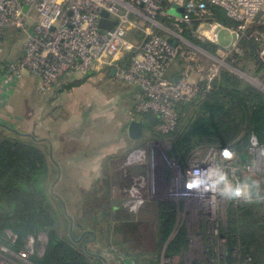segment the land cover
Wrapping results in <instances>:
<instances>
[{
	"label": "built area",
	"instance_id": "built-area-1",
	"mask_svg": "<svg viewBox=\"0 0 264 264\" xmlns=\"http://www.w3.org/2000/svg\"><path fill=\"white\" fill-rule=\"evenodd\" d=\"M212 7L225 11L237 26L220 24ZM263 8L264 0H0V31L27 32L26 20L35 22L33 32L27 34L23 56L1 67L4 75L0 92L9 90L24 72L39 80L42 91H48L65 77L90 74L97 66L115 69L120 82L140 91L133 118L148 114L160 117L157 131L170 134L179 125L180 106L187 102L193 106L210 93L226 65L219 54L243 56L242 41H255L264 66V19H259ZM179 9L183 10L181 16L174 12ZM103 13L115 22L113 30L100 29ZM186 30L201 42L216 46L217 56L187 40ZM223 30L231 35L229 48L221 46ZM129 36L134 41H129ZM178 62L183 69L170 78L168 73ZM205 151L202 155L204 151L196 150L189 167L182 171L181 192L169 196L199 203L198 213L212 218L220 189L230 187L235 202H240L248 198L247 178L256 185L264 183V145L257 137L250 138L249 163L243 168L241 156L230 149L209 147ZM165 161L174 169L178 167L168 157ZM140 186L144 189L134 187L132 196L135 190H145L146 184L141 182ZM135 199L126 201L124 208L138 213L155 204L151 197ZM9 237L16 241L11 233ZM38 241L44 244L47 240L41 236ZM219 242L223 247L226 239ZM36 252L43 255L45 249L29 237L20 253L2 247L0 264H31L30 257ZM216 254L220 257L222 251Z\"/></svg>",
	"mask_w": 264,
	"mask_h": 264
},
{
	"label": "trees",
	"instance_id": "trees-1",
	"mask_svg": "<svg viewBox=\"0 0 264 264\" xmlns=\"http://www.w3.org/2000/svg\"><path fill=\"white\" fill-rule=\"evenodd\" d=\"M210 10L220 24L237 26L222 9L212 7ZM185 35L193 45L213 55L217 54L216 46L201 42L191 30H186ZM240 46L244 55L233 56L237 62L234 67L240 61L248 60L247 65L240 69L251 73L249 70L253 65L256 70L251 74L264 84L259 45L255 41L243 40ZM82 83V80L76 81L68 88ZM179 113V125L170 134H161L149 125L151 137L141 147L151 142L169 141L171 147L167 157L176 161L184 171L198 149H230L241 156L240 167L243 168L249 163L250 138L255 136L264 145V92L231 70L221 71L204 100L195 103L187 113L184 106H180ZM130 171L131 167H128L126 172ZM140 176L143 175L127 178V188L119 189L125 192L123 194L127 198L128 190L141 188L140 180L147 183L148 178ZM56 179L55 167L49 162L43 143L0 123V251L5 247L20 253L26 248L28 238L34 237L38 247L43 246L45 252L43 255L36 252L31 256L32 264H92L79 240L82 235L89 236L96 225L90 229L83 228L81 221H75L67 215L63 200L50 190ZM244 182L249 187L250 199L230 202L226 221L217 224L219 236L205 231L208 240L205 253L216 264H264V183L262 186L256 185L251 178ZM95 194L85 198L83 213L86 217L91 215L89 212L97 214V211L92 210L96 205L91 201H106L109 198L108 193ZM123 194L121 201H126ZM61 206H65V210ZM154 207L159 211V253L165 248L168 256L178 257L180 264H185L190 237L185 226L172 237L177 226L176 205L165 201L149 208ZM120 210V215L128 213L126 209ZM106 213L103 218H107ZM71 220L74 221L73 231H70ZM9 233L16 237V241L9 237ZM41 236L47 237L46 244L38 241ZM220 238L226 239L223 247ZM220 250L222 254L217 257L216 251ZM152 264H159L158 258L152 260Z\"/></svg>",
	"mask_w": 264,
	"mask_h": 264
},
{
	"label": "crops",
	"instance_id": "crops-1",
	"mask_svg": "<svg viewBox=\"0 0 264 264\" xmlns=\"http://www.w3.org/2000/svg\"><path fill=\"white\" fill-rule=\"evenodd\" d=\"M23 54L24 48L16 50L11 59L0 60V68L19 60ZM182 69L183 64L178 62L168 75L175 78ZM111 71L97 66L91 74L67 76L49 91L50 94H42L41 84L35 77L19 80L9 90L0 92V123L43 143L57 178L76 179L73 185L81 196L86 193L83 190L109 194L106 201H91L96 205L92 210L100 214L96 217L95 212H89L91 215L87 219L91 223L94 220L96 226L89 236L82 235L79 240L92 264H152L156 258L163 264L164 256L180 260L168 256L165 248L159 253L158 208H147L131 218L126 212L118 213L125 199L119 201L122 199L119 194L111 198L114 193L111 189H126L127 180L133 175L148 178L146 167L124 166L128 154L141 148L142 141H134L129 136L132 121L146 120V117L133 118L140 91L124 85L116 74L111 76ZM80 80L83 81L81 85L68 88ZM1 83L0 75V88ZM111 87L116 90H110ZM128 167H131L129 173L126 172ZM198 208H195L196 213ZM187 210L192 212V209ZM105 211L113 218H103ZM198 214L207 217L205 213ZM77 216L80 217L79 212ZM70 224V231H73L74 221ZM207 225L205 223L199 230L205 247ZM175 231L172 237L176 236ZM45 239L48 241L46 236ZM189 253L190 264H216L207 254L204 256L203 250L198 257H194L191 250Z\"/></svg>",
	"mask_w": 264,
	"mask_h": 264
},
{
	"label": "rangeland",
	"instance_id": "rangeland-1",
	"mask_svg": "<svg viewBox=\"0 0 264 264\" xmlns=\"http://www.w3.org/2000/svg\"><path fill=\"white\" fill-rule=\"evenodd\" d=\"M259 19H264V8H263L262 13L259 16ZM26 26H27V32H24V31L22 32V31H18L14 29H5L3 31H0V60L3 61L5 58L11 59L12 58L11 55L14 56V53L16 50L18 49L22 50V48H24L27 34L33 32L34 27H35V22L31 19H27ZM185 37L187 38V40H189L187 35H185ZM128 39L129 41H134V37L132 36H129ZM220 43L223 48L225 47L229 48L231 46L232 38H231V35H229L228 31L223 30L220 32ZM128 58H129V55L126 56L125 62L128 60ZM218 58L226 63L223 69H228V70L235 72L236 74H238L239 77L243 78L247 82L251 83L253 86L257 87L259 90L264 92V89L262 87L263 83L259 80V78H256L255 76L251 74L252 72H254V69L256 70V68L253 65L250 67L251 69L249 70L251 71V73H245L240 69L247 65L248 60L245 61V59L243 58L244 61H240L239 64H237V66L234 67L237 62H233L232 59H236V58L232 56L231 57L224 56L223 54H219ZM0 75L1 77H3L4 75L3 70L0 71ZM27 77L29 80H31L30 77H33V76H31L27 72H24L21 81L26 79ZM51 90H54V88L48 91H42V90L40 91L42 92V94H48V93L50 94L49 91ZM110 90L114 91L116 90V88L111 87ZM90 101H92V99H90ZM140 117H143V116H139L137 118L139 119ZM6 135L10 136L8 133H6ZM150 137H151V130L148 129L145 133L144 138L140 140L142 141L140 143L141 146L144 145L145 141ZM170 145L171 144L169 141L151 142L145 147L137 148V149H134L132 152H130L126 158L124 166L125 165L126 166L127 165L128 166L140 165V166L147 168L149 176L147 179L145 190L144 191L135 190L134 191L135 194L134 196H132L131 193L133 189H130L128 190V198H127L126 194H123L125 193L124 191H120L119 189H111V191L114 192V193H111V198L113 199V198L118 197V194L120 196L123 194L126 196V201L128 202L133 199L136 201L135 199L136 196H137V199L151 197L152 200L155 201L154 205H156L158 202H165L166 200H169V202L178 206V210H179L177 226H176V231H175L176 234L182 228L183 225H186L188 229V234L190 237L189 252L191 250L193 256L198 257L200 252L203 250L205 254L204 256H206L204 240L200 236L201 233L199 230L201 229V227H203L205 223H207L208 224L207 226L209 228L208 231L210 233H213V236L216 237L217 234H215V231L217 230V227H218L217 224L220 222L226 221L228 205L230 204V202L235 201L231 193L232 189L230 187L226 189H220V194L218 197L219 202L216 206V209L214 210L215 216L212 218L211 217L209 218L208 216L207 218L206 215L201 216L200 214L195 212V208L197 209L198 207H200L199 203L191 202V201H177V200L171 199L169 196L171 193L178 194L181 192V178L183 177L184 173L182 172L183 169L180 167V165L176 161L169 159L170 163L172 165L175 164L176 167L177 166L179 167V169L178 167L176 169L170 167L168 163L165 161V159L167 158V152L168 150H170V147H171ZM200 150L204 151V152H201L202 155L207 153V151H205L207 150V148L200 149ZM192 159L190 161H192ZM75 180L76 179H73V178L68 180L64 177L62 178L58 177L56 179L55 184L52 186V189L50 190H52L57 196H59L63 200L64 205L66 206L67 209L65 210V206H61V208H63L66 212H68L67 215H69V217H71L75 221L76 219L78 221H81L80 223L83 226V228H88V229L94 228L95 221L92 220V223H91V221L87 219L86 216H83V210L85 207V201H86L85 198L96 196V194L93 193L92 190H88V191L83 190V191H86V193L81 196L73 185ZM147 186H149V190ZM139 189H144V187L139 188ZM249 197H250V190L248 191V198L240 202L248 201V199H250ZM115 200H118V199H115ZM81 202H84V203H81ZM77 203H80V204H77ZM123 209H126V208L123 207ZM187 209H192V212H189ZM126 210L128 211L130 215H133V217L144 211L143 209L141 212L134 213L130 211L129 209H126ZM77 212L80 213V217H76ZM99 214L100 212H98L97 215ZM106 216L109 220L113 218L112 214L110 213H106ZM188 254H187V259L185 261L186 264H190V259H189L190 255ZM179 263H180L179 259H169V258L167 259L165 256L163 258V264H179Z\"/></svg>",
	"mask_w": 264,
	"mask_h": 264
},
{
	"label": "water",
	"instance_id": "water-1",
	"mask_svg": "<svg viewBox=\"0 0 264 264\" xmlns=\"http://www.w3.org/2000/svg\"><path fill=\"white\" fill-rule=\"evenodd\" d=\"M175 14L178 13L179 16L182 15L183 10L179 9L174 11ZM173 12V13H174ZM109 14L108 13H103V18L100 21V29L103 30H113V28L115 27V22L109 21ZM173 45L176 47L177 46V42L175 41L173 43ZM116 74V70L112 69L111 71V76H115ZM178 82V79H175V83ZM192 107V102H187L184 105V109L185 112L187 113ZM160 117H156L152 114H148L146 115V120L141 122V121H132L130 126H129V136L132 140L137 141V140H142L145 136V133L148 129V126L150 125L151 127L156 128L158 123H159Z\"/></svg>",
	"mask_w": 264,
	"mask_h": 264
}]
</instances>
